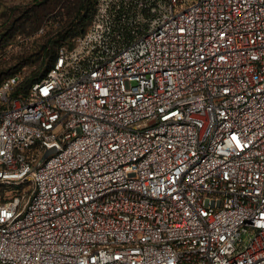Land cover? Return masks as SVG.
Returning a JSON list of instances; mask_svg holds the SVG:
<instances>
[{
  "label": "built area",
  "instance_id": "obj_1",
  "mask_svg": "<svg viewBox=\"0 0 264 264\" xmlns=\"http://www.w3.org/2000/svg\"><path fill=\"white\" fill-rule=\"evenodd\" d=\"M94 3L0 84V264H264V0Z\"/></svg>",
  "mask_w": 264,
  "mask_h": 264
},
{
  "label": "trees",
  "instance_id": "obj_2",
  "mask_svg": "<svg viewBox=\"0 0 264 264\" xmlns=\"http://www.w3.org/2000/svg\"><path fill=\"white\" fill-rule=\"evenodd\" d=\"M95 0H35L19 3L5 8L2 18L5 20V29L1 33L0 48H4L14 35L33 34L44 25L50 28L46 33L50 37L46 43L39 46L38 55L43 59L42 66L31 76L22 77L21 72L25 64L23 56L17 67L6 70L0 69V83L6 78L15 75L21 76L14 95L25 96L30 87L43 79L57 60L56 48L58 44L72 34H81L87 27L95 7ZM57 25V26H56ZM3 43V44H2ZM5 79V80H6Z\"/></svg>",
  "mask_w": 264,
  "mask_h": 264
},
{
  "label": "rangeland",
  "instance_id": "obj_3",
  "mask_svg": "<svg viewBox=\"0 0 264 264\" xmlns=\"http://www.w3.org/2000/svg\"><path fill=\"white\" fill-rule=\"evenodd\" d=\"M32 1L35 0H0V37L6 26L4 23L5 20L1 16L4 9L6 7L9 8L12 5H18L19 3ZM49 28V25H44L41 29L33 34H17L8 40V44L4 48H0V69L6 70L10 67H17L20 65V63H23L18 57L23 56L22 59H26L22 69L23 71L21 72L22 77L31 76L33 73L37 72V70L41 68L43 61V58L38 55V49L41 44L46 43L49 40L50 37L46 36ZM78 35L80 34H72V36L70 35L63 39L58 44L56 52H58V49L62 43H64L66 40H76ZM71 46H73V44ZM4 194V188L0 187V199L4 197Z\"/></svg>",
  "mask_w": 264,
  "mask_h": 264
}]
</instances>
